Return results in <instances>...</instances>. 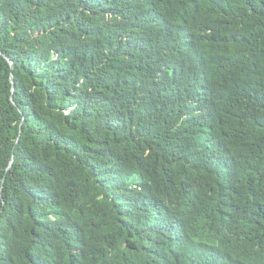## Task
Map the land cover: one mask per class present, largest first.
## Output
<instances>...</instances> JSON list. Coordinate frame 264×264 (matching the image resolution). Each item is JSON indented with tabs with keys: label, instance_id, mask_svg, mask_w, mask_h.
Returning a JSON list of instances; mask_svg holds the SVG:
<instances>
[{
	"label": "trees",
	"instance_id": "obj_1",
	"mask_svg": "<svg viewBox=\"0 0 264 264\" xmlns=\"http://www.w3.org/2000/svg\"><path fill=\"white\" fill-rule=\"evenodd\" d=\"M0 264H264V0H0Z\"/></svg>",
	"mask_w": 264,
	"mask_h": 264
}]
</instances>
